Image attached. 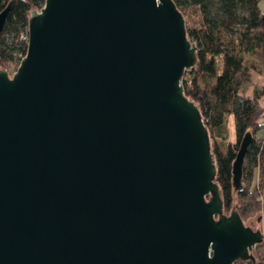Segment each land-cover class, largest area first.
Returning <instances> with one entry per match:
<instances>
[{
  "label": "water",
  "instance_id": "1",
  "mask_svg": "<svg viewBox=\"0 0 264 264\" xmlns=\"http://www.w3.org/2000/svg\"><path fill=\"white\" fill-rule=\"evenodd\" d=\"M17 0L0 11V34ZM0 67V264H233L264 232L224 213L197 44L172 0H45ZM253 140L232 163L243 188Z\"/></svg>",
  "mask_w": 264,
  "mask_h": 264
},
{
  "label": "trees",
  "instance_id": "2",
  "mask_svg": "<svg viewBox=\"0 0 264 264\" xmlns=\"http://www.w3.org/2000/svg\"><path fill=\"white\" fill-rule=\"evenodd\" d=\"M186 19V35L197 44V62L187 69L182 83L184 94L201 111L213 153L216 171L214 183L221 191L225 214L236 210L245 222L261 209L258 193L264 191V90L249 87L250 69L244 58L222 42L221 31L244 53H257L264 58V8L260 0H172ZM9 0H0V11ZM45 0H17L9 12L0 34V67L15 59L17 51L27 52L28 45L18 38L29 22V14L43 6ZM261 13L263 14L261 16ZM9 37V38H8ZM208 74L216 78L211 89L201 86L200 78ZM234 116L235 135L227 152L212 140L229 139V120ZM247 131L253 140L247 151L248 164L243 167V188L232 184V163ZM259 188V189H258ZM252 250L253 260H236L233 264H264V244Z\"/></svg>",
  "mask_w": 264,
  "mask_h": 264
},
{
  "label": "rangeland",
  "instance_id": "3",
  "mask_svg": "<svg viewBox=\"0 0 264 264\" xmlns=\"http://www.w3.org/2000/svg\"><path fill=\"white\" fill-rule=\"evenodd\" d=\"M259 6L263 10L264 0H260ZM262 15L263 14L261 13V16ZM187 18L188 17L186 16V19ZM221 39L224 44L232 47L233 52L237 56H241L244 58V65H246L250 69V72H251L249 87L252 89L255 88L258 91L264 90V58L258 55L257 53H244L242 49H240L238 46L235 45L230 35L225 33L223 30L221 31ZM16 65L17 63L15 62V60H11L6 64V66H3V67L7 69L10 72V74H12L17 69ZM215 80L216 78L214 76L204 74L200 78V84L202 87L206 89H211L215 84ZM262 103L264 105V95L262 97ZM229 121H230L229 122V133H230L229 139L226 141H221L219 139H216L214 141L212 140V146L216 143L219 149L224 153L227 152L229 144H230V140L231 139L233 140V137L235 135V123H234L233 115L230 116ZM259 135H264V131L260 132ZM247 164H248V159L246 157L244 161V165L246 166ZM259 190H261L258 193L259 197L261 198V201H260L261 209L254 216L247 219L245 221V224L251 226L252 228L264 231V191L261 188ZM262 244H264V241ZM251 253L254 254V251Z\"/></svg>",
  "mask_w": 264,
  "mask_h": 264
},
{
  "label": "built area",
  "instance_id": "4",
  "mask_svg": "<svg viewBox=\"0 0 264 264\" xmlns=\"http://www.w3.org/2000/svg\"><path fill=\"white\" fill-rule=\"evenodd\" d=\"M18 38L24 41L27 45L29 44V24L27 23L24 29L19 33ZM27 52L17 51L15 53V62L17 67L20 65L21 60L26 56ZM263 231V230H262ZM264 232V231H263ZM264 241V240H263Z\"/></svg>",
  "mask_w": 264,
  "mask_h": 264
}]
</instances>
